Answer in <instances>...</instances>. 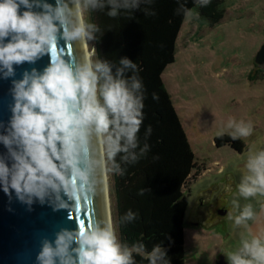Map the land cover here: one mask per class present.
I'll return each instance as SVG.
<instances>
[{"label": "clouds", "instance_id": "9594fccd", "mask_svg": "<svg viewBox=\"0 0 264 264\" xmlns=\"http://www.w3.org/2000/svg\"><path fill=\"white\" fill-rule=\"evenodd\" d=\"M150 3V0H147ZM141 0H0V72L4 78L15 75V66L35 63L60 40L67 43L95 40L99 27L81 19L84 10L109 8L115 18L120 9L139 8ZM206 4L207 0H199ZM25 9L21 11V8ZM41 9L35 11L34 9ZM152 14L155 13H146ZM193 10L184 9V19ZM137 64L127 57L113 65L97 58L73 63L63 57L53 59L42 71H25L23 78L13 80L14 104L6 134L0 143L8 149V158L0 155V187L22 203L52 202L60 207L63 198L83 195L100 162L93 155V142L103 138L111 171L122 174L124 164L136 163L149 151L140 147L138 133L144 122V85ZM131 72V75L128 73ZM153 98L157 97L155 94ZM231 139L248 137L251 121H230ZM2 127V125H0ZM152 132L146 130V137ZM139 149V152L136 150ZM122 154V155H121ZM9 159L11 163H9ZM247 174L238 184L245 200L264 195V150L249 152ZM75 177V181H73ZM143 194V191L140 193ZM238 207V202L233 201ZM256 213L247 203L234 219L237 226L252 220ZM128 210L123 222L136 220ZM227 219H233L228 212ZM145 250L143 243L131 247L120 240L111 223L97 221L87 228L61 229L54 241L44 239L37 264H135L133 252ZM167 251L156 244L147 253L150 264H169ZM228 264H264V240L241 237L239 247L226 254Z\"/></svg>", "mask_w": 264, "mask_h": 264}, {"label": "rangeland", "instance_id": "374dc122", "mask_svg": "<svg viewBox=\"0 0 264 264\" xmlns=\"http://www.w3.org/2000/svg\"><path fill=\"white\" fill-rule=\"evenodd\" d=\"M226 13L215 26L193 9L196 17L186 20L177 43L176 62L163 75L189 137L198 167L185 188L189 208L185 220V263L216 264L239 247L241 237L264 240V195L245 200L238 184L249 152L264 150V64L256 56L264 45V0H223ZM89 10H84L87 21ZM94 51L95 41L88 40ZM251 77H255L252 79ZM251 121L253 132L240 138L242 151L230 145L217 147L215 138L230 135V121ZM112 194L111 162L107 160ZM233 201L238 202V207ZM247 203L256 213L239 226L234 219ZM232 212L233 219H227ZM118 234V233H117Z\"/></svg>", "mask_w": 264, "mask_h": 264}, {"label": "trees", "instance_id": "16d2710c", "mask_svg": "<svg viewBox=\"0 0 264 264\" xmlns=\"http://www.w3.org/2000/svg\"><path fill=\"white\" fill-rule=\"evenodd\" d=\"M222 3L223 0H207L206 4L199 0H141L139 8L120 9L115 18L107 15L108 7L89 10L86 22L100 29L95 33V59L109 61L115 71L119 61L127 57L137 64L136 74L144 85V122L138 139L141 148L145 143L149 145V151L133 164L122 163L118 155L116 161L123 172H112L111 182L120 240L129 247L145 245L143 252H133L135 264H150L147 253L156 244L167 251L169 264H186L189 201L185 188L193 171L202 172V167H198L163 75L176 62L177 43L186 22L184 9L198 8L199 15L215 26L226 13ZM153 12L154 15L146 14ZM192 17H196L195 12ZM149 126L152 132L146 137ZM215 145H230L241 152L245 143L240 138L232 140L230 135H221L215 138ZM128 210L137 218L126 223L122 218Z\"/></svg>", "mask_w": 264, "mask_h": 264}, {"label": "water", "instance_id": "95a60500", "mask_svg": "<svg viewBox=\"0 0 264 264\" xmlns=\"http://www.w3.org/2000/svg\"><path fill=\"white\" fill-rule=\"evenodd\" d=\"M47 3L55 5L56 0H47ZM24 10L22 7L21 11ZM34 10L41 11L39 8ZM51 57H63L73 63L86 60L83 40L72 43L60 40L57 47L50 49L49 54L35 63L15 66L12 77L4 78L3 72H0V133L6 134L12 116L13 80L22 79L24 72H31L32 69L42 72L49 65ZM256 64H264V45L256 56ZM0 155L8 158V149L2 143ZM93 155L100 164L89 184L80 186L84 194L73 198L61 193L63 202L60 207L52 202L54 197L43 203L37 199L28 205L19 201L14 192L9 197L0 187V264H37L42 241H54L61 229L87 228L97 221L108 223L98 138L93 142ZM73 181L76 182L75 177ZM216 264L228 263L221 257Z\"/></svg>", "mask_w": 264, "mask_h": 264}, {"label": "bare ground", "instance_id": "6f19581e", "mask_svg": "<svg viewBox=\"0 0 264 264\" xmlns=\"http://www.w3.org/2000/svg\"><path fill=\"white\" fill-rule=\"evenodd\" d=\"M81 19L84 20L83 12L81 14ZM84 51L86 60H93L94 51L89 48L88 40H83ZM100 157H101V167H102V177H103V187H104V196H105V205L107 212V220L108 223H111L114 226L113 222V213L110 199V191H109V176L106 168V157H105V146L103 142V138H98Z\"/></svg>", "mask_w": 264, "mask_h": 264}]
</instances>
